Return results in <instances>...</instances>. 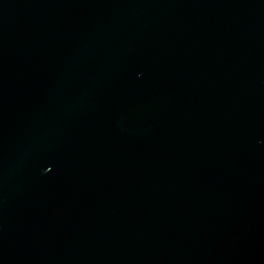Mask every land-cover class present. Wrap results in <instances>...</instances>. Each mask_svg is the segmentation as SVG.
<instances>
[{
    "label": "water",
    "instance_id": "1",
    "mask_svg": "<svg viewBox=\"0 0 264 264\" xmlns=\"http://www.w3.org/2000/svg\"><path fill=\"white\" fill-rule=\"evenodd\" d=\"M0 264H264V0H0Z\"/></svg>",
    "mask_w": 264,
    "mask_h": 264
}]
</instances>
